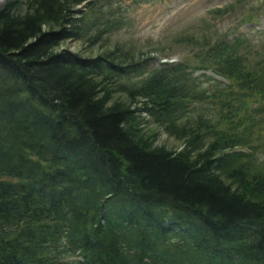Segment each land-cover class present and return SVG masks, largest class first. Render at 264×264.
Masks as SVG:
<instances>
[{
    "label": "trees",
    "instance_id": "trees-1",
    "mask_svg": "<svg viewBox=\"0 0 264 264\" xmlns=\"http://www.w3.org/2000/svg\"><path fill=\"white\" fill-rule=\"evenodd\" d=\"M99 1L0 7V264H264V56L236 35L149 70L62 47L118 27Z\"/></svg>",
    "mask_w": 264,
    "mask_h": 264
},
{
    "label": "rangeland",
    "instance_id": "rangeland-1",
    "mask_svg": "<svg viewBox=\"0 0 264 264\" xmlns=\"http://www.w3.org/2000/svg\"><path fill=\"white\" fill-rule=\"evenodd\" d=\"M5 1L0 0V7ZM77 8L83 10L84 5ZM96 8L103 12L102 15L97 13L98 28L102 27V18H117L118 27L104 33L95 45L88 46L81 40L65 41L62 47L82 56L95 55L101 47L117 48L119 52L134 58L149 56L143 63L145 69L149 70L155 66L157 58L161 62L184 60L190 64L195 63L194 47L181 39L190 37L195 44H199L202 39L212 41L216 36L228 39L236 35L246 38L254 46V51L264 56V31L255 33L252 30L256 27L264 28V0H104L97 2ZM217 8H226L227 12L215 13ZM248 20L257 26L246 23ZM202 72L196 70L192 75L197 76ZM204 74L227 82L209 71ZM128 76L135 79L133 74ZM124 79L125 76L120 80ZM113 99L125 101V95L116 93ZM200 109L205 113L208 111L204 105ZM141 117L143 122L140 126L155 135V145H163L172 150L180 148V140L166 134L144 112H141ZM258 158L257 162L264 159V153L258 155Z\"/></svg>",
    "mask_w": 264,
    "mask_h": 264
}]
</instances>
